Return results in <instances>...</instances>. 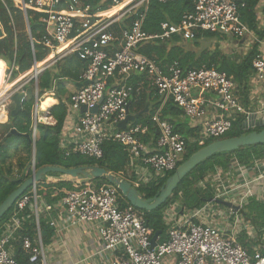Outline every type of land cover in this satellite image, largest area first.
<instances>
[{"label":"built area","instance_id":"obj_1","mask_svg":"<svg viewBox=\"0 0 264 264\" xmlns=\"http://www.w3.org/2000/svg\"><path fill=\"white\" fill-rule=\"evenodd\" d=\"M14 1L24 16L28 11L41 15L39 22L45 29L41 45L50 56L38 63L32 48L34 60L28 74L23 78H20L23 74L18 75L9 90L3 92V87L0 90V117L4 114L6 123L12 96L25 93L26 85L33 83L32 145L37 138L38 104L42 97L39 77L70 57L84 64L76 82L81 87L72 94L68 107L69 115L79 116L73 139L59 148L66 155L98 161L103 157V144L115 142L128 154L130 172L141 184L157 182L174 172L185 155L187 141L175 134L172 125L161 117L168 101L185 118L195 122L198 131L192 142L199 145L222 138L239 117L243 118V131L264 127V105L256 113L258 120L253 122V114L236 96L237 85L225 72L205 66L182 70L177 61L163 69L155 57L138 52L145 44L167 42L175 36L186 43L199 32L238 40L250 37L256 42L240 19L235 0H191L192 10L183 14L178 25L163 22L160 33L154 35L143 31L150 3L164 5L179 0H103L97 6L85 0ZM106 3L107 9H102ZM252 68L255 81L264 87V50L256 54ZM14 70V65L8 69L5 63L4 85L14 79ZM134 75L144 77L148 88L155 90L161 100L150 118L156 136L152 150L143 142L150 132L148 125L128 123L125 129L118 127L127 118L133 96L142 92L144 82L138 86L129 84ZM85 82L88 84L83 86ZM82 107L86 111L80 114ZM95 107L96 113L89 112ZM232 169L223 178L218 170L208 180L213 199L199 209L181 213L178 204L166 209L167 239L158 243V237L153 249L150 244L153 232L146 226L144 214L133 207L121 208L118 203L121 194L114 186L98 187L93 183L83 191L68 193L52 205L37 195L36 187L30 188L14 203L10 217L0 228V264H20L15 258V243L26 254V264H47L39 216L54 212L66 214L71 225L95 226L102 252L112 253L111 264H264V227L256 230L241 213L251 199L264 204V161H256L250 168L235 163ZM217 201L228 202L238 209L221 206ZM26 210L32 214L36 226L33 239L17 235ZM49 225L56 227L54 221H49ZM242 233L257 242L250 253L238 243Z\"/></svg>","mask_w":264,"mask_h":264},{"label":"trees","instance_id":"obj_2","mask_svg":"<svg viewBox=\"0 0 264 264\" xmlns=\"http://www.w3.org/2000/svg\"><path fill=\"white\" fill-rule=\"evenodd\" d=\"M102 1L85 0L86 3L94 6H97ZM257 3L258 0H241L238 3V12L241 21L253 31L256 30L254 9ZM102 9H107V3ZM191 10V0H179L164 5L152 2L148 7L143 31L149 35L158 34L160 33L161 23L169 22L170 24L178 25L183 14ZM40 16L32 11H28L26 14L31 36L30 40L27 34L26 19L22 11L15 7L12 0H0V27L4 34L0 38V78H5V65L3 61L6 63L8 69L14 65L16 70L12 73V77L16 78L20 74H23L21 76L28 74L26 72L30 70L34 59L39 63L47 57V52L41 45L42 37L45 35V29L39 22ZM210 38L217 39L218 33L199 32L195 39L186 42V46L198 48L200 47V41L202 39ZM179 44L180 40L175 36L167 42L154 41L150 44H145L139 48L138 52L148 58L155 57L158 65L163 69L177 61L182 70L198 69L205 66L209 69L213 68L217 71L225 72L237 85L238 93L243 95L247 93L249 80L254 74L252 62L258 53V44L253 45L252 49L240 63L229 60L226 55L222 54L218 47L212 51L208 49L202 50L195 55L189 52L187 47L184 46L185 49ZM32 48L34 51V59ZM55 65L45 70L39 77L38 82L39 96L52 92L54 97L59 100L56 106H53L55 101L51 100L50 109H48L49 116L54 119L55 125L50 126L37 123L34 156L32 142L23 136L25 134L31 136L33 96L27 97L24 100L20 113L15 117L9 116L8 122L0 125V204L20 184L31 176L33 167L38 170L45 166L59 167L62 169L101 167L107 172L130 182L141 198L151 199L155 197L160 191V188L163 187L174 172L166 174L157 182L141 184L134 177V174L130 172V158L128 154L125 152L123 146L115 142H105L103 144V157L98 161L82 156L66 155L59 148L60 136L69 116L68 108L61 100L62 97L67 95L65 84L70 81L74 83L78 81L84 64L75 57H70ZM141 82H144L142 92L138 97L133 96L129 109H133L137 116L133 124L148 125L150 129L149 134L143 139V142L146 145L150 141L155 144L156 136L152 129L150 118L160 107L161 100L155 90L148 88L144 77L134 75L129 80V84L134 86H138ZM45 96L51 98L49 94ZM148 98L152 99L153 107L152 109H148L147 113L140 115V112L143 111L147 104ZM181 114V111L172 101H168L161 110L162 119L172 125L175 134L181 135L187 141L185 155L182 160L183 163L195 152L217 141V139L206 141L203 145L192 142L195 139L196 129L190 128L184 122L178 123L175 121ZM242 121V117L237 118L232 123L230 131L218 140L235 138L253 131L260 132L264 130V127H260L252 131H243ZM11 129H15L20 135L8 136ZM256 161H264V144L242 147L231 153L214 154L187 174L163 205L150 212L142 211L148 227L152 230L153 234L157 231L160 232L158 243H163L167 239L166 232L168 225L164 220V212L166 209L175 204L180 206L181 213L199 209L213 199L208 180L218 170L225 177L235 163L244 168H250ZM93 183L98 187L109 185L106 181L100 179L78 180L59 173H50L36 184V193L46 204L52 205L68 193L83 191ZM200 184L202 186H199ZM118 203L121 208L131 207L122 196L118 200ZM13 209L14 205L1 219L0 228L8 220ZM241 213L256 230L264 227V204L251 199ZM22 216V228L17 235H28L33 239L36 235L34 218L28 210L23 212ZM39 231L42 244L46 247L50 244L54 235V229L49 225L48 216H39ZM238 243L250 253L255 242L248 240L246 234L242 233L238 237ZM26 257L20 245L15 243L16 260L20 264H26Z\"/></svg>","mask_w":264,"mask_h":264},{"label":"crops","instance_id":"obj_3","mask_svg":"<svg viewBox=\"0 0 264 264\" xmlns=\"http://www.w3.org/2000/svg\"><path fill=\"white\" fill-rule=\"evenodd\" d=\"M241 1V0H240ZM255 15V24L256 30L250 31L255 37L254 38L246 37L244 39L238 40L232 36H225L218 34V38L202 39L201 42L205 43L207 41L216 42L214 48H217L226 55L229 60L240 63L246 54L252 49L254 44L257 45V51L264 50V0H258L257 5L254 9ZM262 36V37H260ZM183 48L187 47L188 51L197 55L200 51L205 50V44H200V47L192 48L191 46H186V43L180 42L179 44ZM185 46V47H184ZM213 48V49H214ZM186 49V48H185ZM210 51V49H208ZM78 85L74 82H68L65 84L67 90V95L62 97L61 100L69 107L70 98ZM49 94L51 96L50 100H54L56 106L59 103V100L56 99L52 92L45 93L43 96ZM236 96L239 99L241 105L249 112H251L253 122L258 120L256 113L262 110L264 105V87L260 84H257L255 81L254 74L249 80V88L245 95L236 92ZM52 106V107H53ZM51 107V108H52ZM153 101L151 98H148L147 104L145 105L140 115L147 113L148 109H152ZM46 108V109H45ZM44 116L47 118L49 125H55V121L52 117L49 116V106H45ZM48 108V109H47ZM130 115H135L134 110L131 108L128 110ZM79 114L71 113L67 118L65 127L60 136L61 146H66L69 141L74 137V127L77 123ZM45 119V118H44ZM178 123H186L190 128H195V122L190 121L188 118H185L182 114L175 120ZM196 135H197V128ZM195 135V137H196ZM151 150L154 148L153 142H147L146 145ZM202 186V184H201ZM61 209L57 210L60 211ZM42 216H45L41 214ZM49 221H54L56 227L54 229V235L50 241V244L45 248L48 250V255H46L47 264H111L112 262V253L102 252L101 244L99 242L98 234L96 227L93 225H71L70 220L66 214L61 212L52 213L48 216ZM248 221V220H247ZM247 237V236H246ZM248 240H251L247 237ZM259 242V241H258ZM44 248V250H45Z\"/></svg>","mask_w":264,"mask_h":264},{"label":"water","instance_id":"obj_4","mask_svg":"<svg viewBox=\"0 0 264 264\" xmlns=\"http://www.w3.org/2000/svg\"><path fill=\"white\" fill-rule=\"evenodd\" d=\"M237 3L240 0H235ZM26 24H27V34L31 40L30 31L28 27L27 17L25 15ZM4 36L2 29L0 27V38ZM77 57V56H76ZM85 82L83 86L87 85ZM81 85H78L77 88H80ZM33 96L32 89L29 88L25 93H16L12 96L11 101L14 105V109L10 112V117H15L18 113L22 111V102L25 98ZM86 111L85 107L80 109V114H83ZM97 107L89 110L91 113H96ZM137 119V116L130 115L128 113L125 121L119 124V129H125L128 123H134ZM10 135H20L15 129H11L8 136ZM26 139L31 140L30 136L25 134L23 135ZM264 144V130L260 132H250L246 135H241L235 138H228L217 140L209 145L203 147L199 151L191 155L185 162L180 164L177 169L174 171L173 175L168 178L163 187L160 188L158 194L151 199H143L140 197L137 190L131 185L130 182L117 177L116 175L107 172L105 169L97 166L93 167H80L74 169H62L59 167L45 166L38 170L34 167L31 171V176L26 179L22 184H20L7 198L0 204V221L4 215L10 210L14 203L30 188L36 187V184L39 183L47 174L50 173H59L70 178L78 180H91V179H100L106 181L109 185L114 186L118 189L121 196L129 203V205L135 208L138 211L150 212L156 210L161 205H163L168 198L172 195L175 188L180 184L183 178L189 174L195 167H197L204 160L212 157L214 154L221 153H231L242 147L263 145ZM35 153V145L33 144V156ZM217 204L229 208H238L233 207L230 203L224 201H217ZM146 226L148 223L146 222ZM160 232L157 231L153 234L151 238V249L157 246V238L159 237Z\"/></svg>","mask_w":264,"mask_h":264},{"label":"rangeland","instance_id":"obj_5","mask_svg":"<svg viewBox=\"0 0 264 264\" xmlns=\"http://www.w3.org/2000/svg\"><path fill=\"white\" fill-rule=\"evenodd\" d=\"M13 1V0H12ZM13 3H15V1L13 2ZM200 44H205V46H206V49H210V51H212L213 50V48L215 47V45H216V42H213V41H207V42H205V43H202L201 41H200ZM49 58H50V56H48ZM47 57V60L49 59ZM3 64L5 65V62L3 61ZM56 66V65H55ZM52 67H54V66H52ZM51 67V68H52ZM17 78H14V79H11L9 82H7L8 84H6V85H4V87H3V92L4 91H7V90H9L8 88H9V86H11L13 83H15V80H16ZM5 86H6V88H5ZM31 87H33V83H28L27 85H26V88L27 89H29V88H31ZM5 88V89H4ZM50 103H51V100H50V98H48L47 96H42L41 98H40V104H38L40 107L38 108V110H39V112H38V123L39 124H44V125H49V122H48V120H47V122H45V123H42V122H40L39 121V119L40 118H45V119H47L43 114H44V110L46 109L45 108V106L47 107V106H49L50 105ZM33 106H34V104H33ZM33 108V107H32ZM45 108V109H44ZM14 109V105L11 103L10 104V106L8 107V109H7V113H8V115L10 114V112L12 111ZM48 109V108H47ZM7 123V122H6ZM2 124H5V122L3 121V122H1L0 123V125H2ZM0 137H1V135H0ZM218 140V139H217ZM233 172V169L232 170H230L229 171V173L228 174H231ZM222 178H223V176H222ZM204 185V184H203ZM199 186H201V185H199ZM246 208V206L244 207V209ZM243 210V209H242ZM241 210V211H242ZM45 248V247H44ZM45 254L46 255H48V250H47V248H45Z\"/></svg>","mask_w":264,"mask_h":264},{"label":"bare ground","instance_id":"obj_6","mask_svg":"<svg viewBox=\"0 0 264 264\" xmlns=\"http://www.w3.org/2000/svg\"><path fill=\"white\" fill-rule=\"evenodd\" d=\"M23 77H25V76H21L20 78H23ZM4 84H5V79H4V78H0V90H1L2 87H4ZM5 88H6V86H5ZM5 88H4V89H5ZM39 107H40V106L38 105V108H39ZM3 116H5V115L3 114L2 117H3ZM2 117H0V122H3V121H4V118H2ZM39 121L42 122V123L47 122V120L44 119V118H40Z\"/></svg>","mask_w":264,"mask_h":264}]
</instances>
